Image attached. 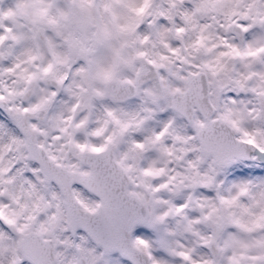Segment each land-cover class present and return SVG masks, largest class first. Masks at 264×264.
<instances>
[{"label":"snow or ice","instance_id":"obj_1","mask_svg":"<svg viewBox=\"0 0 264 264\" xmlns=\"http://www.w3.org/2000/svg\"><path fill=\"white\" fill-rule=\"evenodd\" d=\"M0 264H264V0H0Z\"/></svg>","mask_w":264,"mask_h":264}]
</instances>
